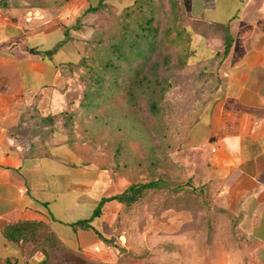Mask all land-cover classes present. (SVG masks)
I'll return each mask as SVG.
<instances>
[{
  "label": "crops",
  "instance_id": "obj_1",
  "mask_svg": "<svg viewBox=\"0 0 264 264\" xmlns=\"http://www.w3.org/2000/svg\"><path fill=\"white\" fill-rule=\"evenodd\" d=\"M183 2L202 28H212L215 22L205 19V8L192 13L193 1ZM223 25L234 42L226 55L225 44L216 51L221 54L218 89L193 130V145L205 158L194 186L205 197L201 212L206 219L199 223L205 230L194 243L186 233L166 239L178 255H162V264H264V0L243 4ZM63 40L61 28L28 33L19 19L0 15V264L45 259L47 247L45 253L32 242L24 248L23 241L7 239L8 228L25 223L48 227L61 255L97 264L156 262L154 255H114L93 230L73 227L91 218L102 198L118 195L108 193L110 178L101 171L91 176L74 156H59L58 148L43 155L37 151L41 139L28 138L37 117L64 110L60 79L42 56ZM69 44L61 62L69 60ZM198 48L201 60L214 57L207 43ZM118 205L106 204L103 215ZM99 220L92 222L95 229ZM202 238L210 240L205 253Z\"/></svg>",
  "mask_w": 264,
  "mask_h": 264
},
{
  "label": "rangeland",
  "instance_id": "obj_2",
  "mask_svg": "<svg viewBox=\"0 0 264 264\" xmlns=\"http://www.w3.org/2000/svg\"><path fill=\"white\" fill-rule=\"evenodd\" d=\"M135 1L109 0L96 14L81 18V14L88 7L96 6L98 0H7L5 4L0 0V15L19 19L26 24L28 33L53 31L62 26L75 27L71 31L74 42L66 46L68 58H94L100 48H107L111 36L119 34L120 17L128 13ZM171 1L140 0L138 5H145L142 15L146 17L145 9L151 5L146 2H151L156 20L159 19L161 27H165ZM175 1L185 5L184 0ZM192 1L188 7L190 12L198 13L205 8V19L212 18L215 24L205 30L200 22L186 13L185 24L194 46L191 64L186 68L179 67L174 60L167 64L164 56L168 55L169 47L164 46L146 70L149 82L136 85L133 97L127 98L122 92H116L101 109L79 118L75 126V163L91 169V176L99 171L105 172L111 183L109 194H119L133 184L152 180L160 179L165 184L162 189L147 191L131 207H112L95 224L99 232L116 246L110 247L112 250L108 252L114 255H154L156 262L147 260V264H162V255H178L177 246L166 244V239L177 240L180 233H186L188 241L191 239L194 243L196 237L200 241V234L205 230L199 223L206 219L201 212L206 202L193 190L205 158L204 152L193 145V130L218 89L221 54L216 51L224 44L223 24L228 16L253 0H239L237 3L229 0ZM132 17L128 21L131 25L134 24ZM202 32L207 34L205 39L198 35ZM94 38L104 42L88 46ZM201 43L213 47V58L208 55L200 59L202 53L198 47ZM158 64L163 67L155 69V73ZM80 75L88 77L83 69L75 76L72 93L77 100L85 90ZM156 75L161 84L156 82ZM152 103L157 104L156 109L151 108ZM94 194H99L98 188ZM147 244L150 250H147ZM201 246L204 253L209 251L210 240L202 238ZM47 248L46 264H97L76 255H61L57 245ZM56 251L58 255H55Z\"/></svg>",
  "mask_w": 264,
  "mask_h": 264
},
{
  "label": "trees",
  "instance_id": "obj_3",
  "mask_svg": "<svg viewBox=\"0 0 264 264\" xmlns=\"http://www.w3.org/2000/svg\"><path fill=\"white\" fill-rule=\"evenodd\" d=\"M4 4L7 0H1ZM109 0H98L96 6H90L82 14L81 18L88 14H96L100 9L105 7ZM140 0H136L133 7L129 8L128 13L120 17L118 25L121 30L118 35L111 36L107 41V48H100L96 57L73 58L61 62L63 58V47L68 43H73L72 32L75 27H60L64 40L57 43L52 49L43 53V60L47 62L48 69L55 72L60 79L59 90L64 97V110L53 115L47 113L37 117V122L31 126L28 132V138L32 140L37 137L41 139V148L37 149L43 155H50L51 150L58 148L59 156H65L67 153L76 158L74 143L76 141L75 126L81 117H85L89 112H95L108 103L112 95L116 92H122L125 97H133L134 88L149 82V75L146 70L155 59L158 52L164 46H168L169 53L164 56L167 64L173 60L179 67H188L192 62V53L194 46L191 39V33L187 28L185 5L172 0L170 2V13L167 15V24L161 27L159 19L156 20L153 5L146 2L148 6L145 11L148 15L144 17L145 5H138ZM134 16V18L132 17ZM133 18L134 24H130L129 18ZM81 21V19H79ZM159 22L160 25H155ZM97 42H104L101 39H93L88 46H93ZM234 40L229 34L228 28L225 27L224 55L229 52ZM161 64V63H160ZM160 64L155 65L154 72L162 68ZM83 69L88 77L80 75L79 78L85 83V90L81 93L79 100L75 98L72 90L75 86L76 74ZM156 69V70H155ZM156 77V82L161 84L162 81ZM78 101V105H75ZM156 103H152L151 108L156 109ZM34 120V117H31ZM82 119V118H81ZM35 129V130H34ZM50 144L53 146L50 147ZM31 153L35 150L31 148ZM162 180H152L144 184H133L123 193L111 197L102 198L95 208L91 218L78 221L73 227L82 230H93L99 239L107 246L116 248L111 239L104 237L92 225L94 220L100 219L106 204L116 202L118 204L131 207L137 203L144 194L149 190H159L164 187ZM200 195L199 190L193 189ZM201 196V195H200ZM204 197V196H203ZM205 200V197H204ZM5 235L10 241L20 244L32 242L34 247L46 253L45 247H52L58 244L54 234L48 227L43 224L25 223L18 226L10 227L6 230ZM30 248L28 247L27 250ZM121 250L120 248H117ZM46 256V255H45ZM40 264H46V258Z\"/></svg>",
  "mask_w": 264,
  "mask_h": 264
}]
</instances>
